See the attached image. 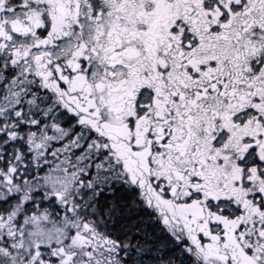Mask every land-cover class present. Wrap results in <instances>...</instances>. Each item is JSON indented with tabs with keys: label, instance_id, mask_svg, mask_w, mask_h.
<instances>
[{
	"label": "snow or ice",
	"instance_id": "obj_1",
	"mask_svg": "<svg viewBox=\"0 0 264 264\" xmlns=\"http://www.w3.org/2000/svg\"><path fill=\"white\" fill-rule=\"evenodd\" d=\"M0 264H264V0H0Z\"/></svg>",
	"mask_w": 264,
	"mask_h": 264
}]
</instances>
